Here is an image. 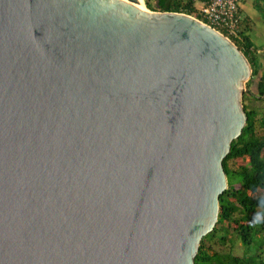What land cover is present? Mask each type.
<instances>
[{
    "label": "water",
    "instance_id": "water-1",
    "mask_svg": "<svg viewBox=\"0 0 264 264\" xmlns=\"http://www.w3.org/2000/svg\"><path fill=\"white\" fill-rule=\"evenodd\" d=\"M251 72L144 0H0V264H194Z\"/></svg>",
    "mask_w": 264,
    "mask_h": 264
},
{
    "label": "trees",
    "instance_id": "trees-1",
    "mask_svg": "<svg viewBox=\"0 0 264 264\" xmlns=\"http://www.w3.org/2000/svg\"><path fill=\"white\" fill-rule=\"evenodd\" d=\"M144 3L151 11L184 13L202 20L189 0ZM256 8L264 20V0ZM249 23L242 18L230 37L252 71L242 94L246 123L223 159L228 187L219 196L217 222L202 238L194 264H264V45L258 51Z\"/></svg>",
    "mask_w": 264,
    "mask_h": 264
},
{
    "label": "built area",
    "instance_id": "built-area-1",
    "mask_svg": "<svg viewBox=\"0 0 264 264\" xmlns=\"http://www.w3.org/2000/svg\"><path fill=\"white\" fill-rule=\"evenodd\" d=\"M198 1V0H192ZM238 0H205L198 6L201 17L210 25L231 36L239 23Z\"/></svg>",
    "mask_w": 264,
    "mask_h": 264
},
{
    "label": "crops",
    "instance_id": "crops-1",
    "mask_svg": "<svg viewBox=\"0 0 264 264\" xmlns=\"http://www.w3.org/2000/svg\"><path fill=\"white\" fill-rule=\"evenodd\" d=\"M259 0H239V12H240V16L241 18H248L250 20L251 23H249L250 25H253L252 28V32H251V39L254 43V45H256L255 41V35L254 33L256 32V28L258 29V27L260 28L259 31L261 32V35H263V28L259 25V21H261L260 19V14L256 8V4Z\"/></svg>",
    "mask_w": 264,
    "mask_h": 264
},
{
    "label": "clouds",
    "instance_id": "clouds-1",
    "mask_svg": "<svg viewBox=\"0 0 264 264\" xmlns=\"http://www.w3.org/2000/svg\"><path fill=\"white\" fill-rule=\"evenodd\" d=\"M189 1H191V3H193V5H194V9L197 11V13H198V15L200 16V18L202 19V20H199V19H197V18H195V17H193V16H191V15H187V14H185V15H187V16H189V17H191V18H194V19H196V20H198V21H200V22H202V23H204V24H206L207 26H209L210 28H212L213 30H215L216 32H218L219 34H221L223 37H225L227 40H229L230 42H231V40H230V37L231 36H233V34H235V32L237 31V27H236V30H235V32L231 35V36H227L225 33H223V32H221V31H219L218 29H217V27H214V26H210L202 17H201V15H200V13H199V10H198V6H199V4H200V2H203V1H205V0H198V1H192V0H189ZM144 5H145V3H144ZM238 6V17H239V22L241 21V16H240V12H239V0H238V4H237ZM147 9V8H146ZM149 10V9H148ZM149 11H151V10H149ZM158 12H160V11H158ZM181 14H184V13H181ZM262 18V17H261ZM264 22V21H263ZM239 24V23H238ZM238 26V25H237ZM251 32H252V30H251ZM251 32H250V35H251ZM262 39H263V44H262V46H261V50H259L258 49V51H262V48H263V45H264V28H263V37H262ZM232 43V42H231ZM256 46V45H255ZM257 47V46H256ZM258 48V47H257ZM247 83V82H246Z\"/></svg>",
    "mask_w": 264,
    "mask_h": 264
},
{
    "label": "rangeland",
    "instance_id": "rangeland-1",
    "mask_svg": "<svg viewBox=\"0 0 264 264\" xmlns=\"http://www.w3.org/2000/svg\"><path fill=\"white\" fill-rule=\"evenodd\" d=\"M260 20L261 21H259V25L262 28H264V22H263L264 20L262 18ZM259 29H260L259 27H258V29L256 28V32L254 33V35H255L254 37L256 39V41H255L256 46L258 47L259 50H261L260 48H261V46L263 44V39H262L263 35H261V32L259 31Z\"/></svg>",
    "mask_w": 264,
    "mask_h": 264
}]
</instances>
